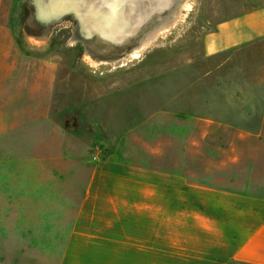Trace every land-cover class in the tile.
<instances>
[{
  "label": "rangeland",
  "instance_id": "374dc122",
  "mask_svg": "<svg viewBox=\"0 0 264 264\" xmlns=\"http://www.w3.org/2000/svg\"><path fill=\"white\" fill-rule=\"evenodd\" d=\"M259 1L189 0L139 57L91 59L73 42L71 20L45 39L29 24V0H0V120L11 142L0 159L26 161L29 208H41L45 224L52 208L77 210L98 169L108 175L93 190L134 189L109 177L116 163L154 189L190 192L188 206L199 203L231 241H243L264 218V90L246 94L264 69L206 47L218 22ZM212 187L226 192L190 195ZM10 252L0 264L59 260L50 247Z\"/></svg>",
  "mask_w": 264,
  "mask_h": 264
},
{
  "label": "crops",
  "instance_id": "0c3cea01",
  "mask_svg": "<svg viewBox=\"0 0 264 264\" xmlns=\"http://www.w3.org/2000/svg\"><path fill=\"white\" fill-rule=\"evenodd\" d=\"M206 48L211 56L247 55L250 69L256 70L259 64L262 71L264 0L218 22ZM246 83L250 97L258 96L255 87L264 90V79ZM4 125L0 120V152L7 156L5 143L11 142L3 137ZM110 166L114 175L109 177L116 184L127 180L134 182V189L93 190L108 175L106 168L98 169L91 174L77 210L52 208L49 214L56 217L52 224H45L43 210L29 208L27 203L26 161L10 156L0 159V262H6V256L10 260L12 247H50L59 257L57 264H264V218L249 228L243 241L235 243L204 213L202 205L184 202L190 192L154 189L153 182L133 179L122 165ZM11 167L17 169V176L10 174ZM225 192L212 187V191L190 195L198 199Z\"/></svg>",
  "mask_w": 264,
  "mask_h": 264
},
{
  "label": "water",
  "instance_id": "95a60500",
  "mask_svg": "<svg viewBox=\"0 0 264 264\" xmlns=\"http://www.w3.org/2000/svg\"><path fill=\"white\" fill-rule=\"evenodd\" d=\"M188 1L136 0L132 16L138 19L129 24L119 20L112 23L110 19V27L117 28L107 29L105 18H121L119 0H29V24L42 30L47 39L56 26L71 20L72 40L82 43L86 56L113 59L132 54L147 40L156 38L162 29L177 21Z\"/></svg>",
  "mask_w": 264,
  "mask_h": 264
},
{
  "label": "bare ground",
  "instance_id": "6f19581e",
  "mask_svg": "<svg viewBox=\"0 0 264 264\" xmlns=\"http://www.w3.org/2000/svg\"><path fill=\"white\" fill-rule=\"evenodd\" d=\"M120 1V0H119ZM121 2V1H120ZM124 4H122V8H120V14H121V18H105V25L107 26V29H112V28H117V26L112 25L113 27H110L111 25H109L107 22L111 19L112 23L116 22V20L118 21H122L123 24H126L127 22H133L134 20H137L138 18H133L135 17V15L132 16V12L135 13V3L136 0H123ZM133 4H132V3ZM190 4L186 5V8L189 7ZM131 10V11H130ZM104 19V18H102ZM127 23V24H129ZM104 25V24H103ZM146 44H143L142 47L139 49L140 51H142L145 48ZM134 55L136 57H139V52L138 50L134 53Z\"/></svg>",
  "mask_w": 264,
  "mask_h": 264
}]
</instances>
